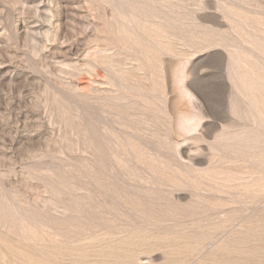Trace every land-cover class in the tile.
<instances>
[{"label": "rangeland", "instance_id": "rangeland-1", "mask_svg": "<svg viewBox=\"0 0 264 264\" xmlns=\"http://www.w3.org/2000/svg\"><path fill=\"white\" fill-rule=\"evenodd\" d=\"M262 183L264 0H0V264H264Z\"/></svg>", "mask_w": 264, "mask_h": 264}, {"label": "bare ground", "instance_id": "bare-ground-1", "mask_svg": "<svg viewBox=\"0 0 264 264\" xmlns=\"http://www.w3.org/2000/svg\"><path fill=\"white\" fill-rule=\"evenodd\" d=\"M174 82H175L176 91L178 95V103H180L181 101H185L187 105V108H183V109L179 105L177 107L173 105L175 107V112H176V123L174 124L175 127L173 131L174 133L173 135L178 142L180 138L182 137L184 138L192 133H198L200 131V126L202 124L203 117L197 112H194V110L190 108V107H200L199 100L186 85L184 84L182 85L181 75H178V74L175 75ZM177 153L182 159H187L190 161L192 160V157H193L192 152L190 151L187 152V150H184L182 148L181 143L177 145Z\"/></svg>", "mask_w": 264, "mask_h": 264}]
</instances>
